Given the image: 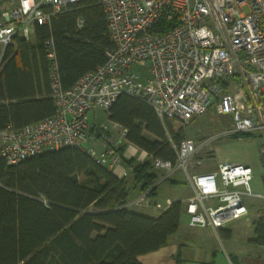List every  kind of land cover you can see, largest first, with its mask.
Returning <instances> with one entry per match:
<instances>
[{"label":"built area","instance_id":"obj_1","mask_svg":"<svg viewBox=\"0 0 264 264\" xmlns=\"http://www.w3.org/2000/svg\"><path fill=\"white\" fill-rule=\"evenodd\" d=\"M77 1L15 0L1 10L0 63L15 35L29 39L35 24L48 25L53 16ZM98 2L113 44L105 51L104 63L84 72L63 90L52 41H47L54 113L18 128L7 125L0 131V158L6 163L71 146L119 177H127L128 169L122 167L119 143L110 137L109 125H96L88 117L90 113L95 116V109L106 113L120 94L144 101L161 121L187 123L213 107L218 115L230 119L222 134L257 132L264 139V0ZM172 18L175 24L166 29L161 21ZM82 25L83 19L77 18L76 26ZM119 128L124 137L125 130ZM167 140L175 159L151 156L153 170L161 171L155 184L176 173L184 175L191 189L181 201L188 226H248L245 198L264 201V192H252L251 167L243 162L219 161L213 170L190 172L188 163L198 145L189 138L177 144L170 136ZM146 193L143 197H148ZM137 205L138 199L127 203L128 207ZM144 205L150 206L148 202Z\"/></svg>","mask_w":264,"mask_h":264},{"label":"trees","instance_id":"obj_2","mask_svg":"<svg viewBox=\"0 0 264 264\" xmlns=\"http://www.w3.org/2000/svg\"><path fill=\"white\" fill-rule=\"evenodd\" d=\"M77 18L83 19L80 28ZM161 23L170 28L175 18ZM48 40L63 90L103 64L105 51L113 47L98 0H78L48 25L35 24L29 39L15 35L0 63V131L54 113ZM106 115L125 130L127 142L174 161L167 138L179 143L180 130L161 121L144 101L120 94ZM125 167L129 177H119L71 146L15 164L0 158V264H140L138 256L163 246L176 232L181 201L155 217L128 208V185L154 198L158 184L150 161L130 158ZM253 226L252 241L264 245V210Z\"/></svg>","mask_w":264,"mask_h":264},{"label":"rangeland","instance_id":"obj_3","mask_svg":"<svg viewBox=\"0 0 264 264\" xmlns=\"http://www.w3.org/2000/svg\"><path fill=\"white\" fill-rule=\"evenodd\" d=\"M14 2L15 0H0V11L11 7ZM88 117L89 121L96 125H109L111 130L109 132L110 137L119 143L122 167L126 166V160L130 158L134 163L147 160L150 161L151 155L127 142L120 133L121 129L119 127H113L110 124L105 112L100 109H95V116H93V113H90ZM168 123L174 131H178V129L180 130L179 132L182 138L192 139L195 141V144L198 145L196 153L188 163V170L190 172L213 170L219 161L243 162L248 164L252 169V179L250 183L253 194L256 193V191L264 192L260 180V174L263 172L260 153L264 151V139L259 133H241L235 136L222 134L223 131L230 126L231 122L228 116L218 115L213 107H210L203 114L194 116L187 123L175 119H170ZM214 136H216V138H214L212 142L204 144V141H207ZM147 137H149V135H147ZM200 143H202L201 146H199ZM154 171L155 173L157 172V175L161 174L160 170L154 169ZM176 175H181V178L184 179L182 173H176L167 178V180L161 181L157 185L156 197L154 198L143 197V192L139 190L138 186L132 188L131 185H128V195L126 200L128 202H132L136 199L139 200V205L128 208L148 214V210H154L153 207L155 202L164 203L166 198H185L189 196L191 194V189L185 179L182 183L177 184L169 182L170 179L180 182L178 181L179 178L175 177ZM245 201L250 205L251 219L255 220L260 212L264 210V202H259V199L254 196L246 197ZM145 202L149 203V208H145ZM181 214L182 220H184L185 216L183 212H181ZM242 231L244 230H233L234 236L232 242L236 244L241 243L243 239Z\"/></svg>","mask_w":264,"mask_h":264},{"label":"crops","instance_id":"obj_4","mask_svg":"<svg viewBox=\"0 0 264 264\" xmlns=\"http://www.w3.org/2000/svg\"><path fill=\"white\" fill-rule=\"evenodd\" d=\"M175 177H178L180 182L172 184L182 183L184 180L181 175ZM259 192L261 193L256 191ZM187 197L166 198L164 203L155 202L154 210H148L147 215L158 216L172 201H183ZM246 204L250 217V205ZM184 216L185 219L182 220V214L180 215L176 232L167 238L163 246L137 257L140 264H264V245L252 241L254 220L251 217L248 226L237 224L228 228L212 229L190 227L185 214ZM235 229L244 230L243 239L239 244L232 242ZM221 231L226 233V236H223Z\"/></svg>","mask_w":264,"mask_h":264},{"label":"water","instance_id":"obj_5","mask_svg":"<svg viewBox=\"0 0 264 264\" xmlns=\"http://www.w3.org/2000/svg\"><path fill=\"white\" fill-rule=\"evenodd\" d=\"M260 157H261V162H262V166H263V172L260 174V180H261L262 186L264 188V151H262L260 153Z\"/></svg>","mask_w":264,"mask_h":264}]
</instances>
